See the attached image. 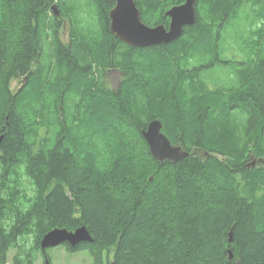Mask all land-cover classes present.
<instances>
[{"label": "trees", "instance_id": "16d2710c", "mask_svg": "<svg viewBox=\"0 0 264 264\" xmlns=\"http://www.w3.org/2000/svg\"><path fill=\"white\" fill-rule=\"evenodd\" d=\"M73 1L0 0L1 262L13 249V264L50 260L46 233L86 226L91 242L65 246L95 264H264V0H196V23L148 48L112 33L116 0ZM136 2L146 24L168 26L185 0ZM249 2L257 45L237 83L212 89L194 59L216 65L218 38ZM155 119L189 156L153 157L142 132Z\"/></svg>", "mask_w": 264, "mask_h": 264}, {"label": "water", "instance_id": "95a60500", "mask_svg": "<svg viewBox=\"0 0 264 264\" xmlns=\"http://www.w3.org/2000/svg\"><path fill=\"white\" fill-rule=\"evenodd\" d=\"M55 8V7H53ZM110 29L114 35L131 46L148 48L172 42L178 38L185 27L192 26L197 20L196 0H185L166 11L169 25L161 23L149 26L142 19V13L136 0H116L110 11ZM147 141L150 152L157 160L166 159L177 162L189 156V152L181 146L172 144L163 132V123L155 119L142 132ZM1 140V137H0ZM232 231L229 241L232 242ZM93 237L86 226L70 231L66 228H55L44 235L41 248L45 252L50 247L69 244L76 246L82 242H91ZM230 259L234 256L229 250ZM46 264H50L47 260Z\"/></svg>", "mask_w": 264, "mask_h": 264}, {"label": "rangeland", "instance_id": "374dc122", "mask_svg": "<svg viewBox=\"0 0 264 264\" xmlns=\"http://www.w3.org/2000/svg\"><path fill=\"white\" fill-rule=\"evenodd\" d=\"M76 1L74 0L73 4L80 6L81 0ZM249 3L250 5H245L236 11L230 24L226 25L227 28L224 29L220 38H218V62L215 65L216 67L211 66L215 56L199 55L194 59L193 65L199 68L200 76L203 79L205 78L208 86L212 89L216 86H230L235 83L238 80V76L234 72V68L238 66L239 68L245 67L246 59H249L246 54H250L251 48L257 45L256 41H250V31L255 33L262 19L259 16L260 11L254 8L252 2ZM53 7H55L53 11L61 16L60 7L56 5H53ZM84 15H87L91 21L94 20V14L84 13ZM62 21L60 36L62 41L68 44L71 41L70 22L68 19H62ZM84 23H88L87 18H85ZM261 26L264 28V24ZM122 77L123 72L116 68L109 69L104 75L107 84L113 88L119 85ZM24 78L19 77L12 82L14 91L21 87L20 81ZM16 252L15 249L9 251L5 263L0 260V264H13L12 259ZM47 252L51 255V261L47 258L50 264H95L94 258L87 249L71 252L67 250L65 245H59L48 248ZM38 255V259L33 264H46L47 260L44 261L45 256L41 253Z\"/></svg>", "mask_w": 264, "mask_h": 264}, {"label": "bare ground", "instance_id": "6f19581e", "mask_svg": "<svg viewBox=\"0 0 264 264\" xmlns=\"http://www.w3.org/2000/svg\"><path fill=\"white\" fill-rule=\"evenodd\" d=\"M58 1H59V0H58ZM220 4H221V2H220ZM220 4H219V7H220V6L222 7V4H221V5H220ZM60 5H61V4H60ZM216 5H217V4H216ZM217 7H218V6H217ZM221 7H220V8H221ZM217 9H218V8H217ZM216 12H218V10H216ZM206 42H207V41H206ZM189 51H190V50H189ZM185 54H186V53H185ZM184 58H185V57H184ZM184 61H186V60H184ZM215 67H216V66H215ZM260 75H261V74H260ZM28 77H29V76H28ZM39 83H40V82H39ZM37 84H38V83H37ZM30 85H31V84H30ZM28 87H29V86H28ZM35 88H38V87H35ZM10 89H11V88H10ZM28 90H29V89H28ZM30 90H31V89H30ZM32 90H33V89H32ZM33 91H34V90H33ZM203 103H204V102H203ZM206 103H207V102H206ZM204 105H206V104H204ZM212 109H213V108H212ZM223 109H224V108H223ZM221 110H222V109H221ZM23 111H24V110H23ZM221 112H222V111H221ZM224 115H225V114H224ZM222 116H223V115H222ZM234 116H235V115H234ZM236 116H237V115H236ZM224 117H225V116H224ZM224 119H226V117H225ZM203 120H204V119H203ZM220 120H222L221 117H220ZM226 121H227V120H226ZM226 121H225V122H226ZM46 122H47V121H46ZM208 122H209V121H208ZM216 122H217V121H216ZM220 122H221V121H220ZM210 123H211V122H210ZM210 123H209V124H210ZM207 124H208V123H207ZM221 124H222V123H221ZM215 125H216V124L214 123V127H215ZM225 125H226V124H225ZM44 126H45V125H44ZM221 126H222V125H221ZM46 127H47V126H46ZM214 127H213V128H214ZM223 127H224V124H223ZM221 128H222V127H221ZM207 129H208V127H207ZM209 129H210V127H209ZM216 129H217V128H216ZM212 130H213V129H212ZM214 130H215V129H214ZM212 132H214V131H212ZM215 132H216V130H215ZM206 133H207V132H206ZM210 133H211V130H210ZM210 133H209V134H210ZM47 134H48V133H47ZM216 135H217V133H216ZM224 135H225V134H223V136H224ZM228 135H229V134H228ZM228 135H227V136H228ZM221 136H222V135H221ZM221 136H220V137H221ZM229 136H230V135H229ZM0 137H2V136H0ZM209 137H210V135H209ZM51 139H53V138H51ZM55 139H56V138H55ZM228 139H229V138H228ZM49 140H50V139H49ZM224 140H225V139H224ZM53 141H54V140H53ZM225 142H226V144H227V141H225ZM211 143H212V142H211ZM172 144H173V143H172ZM173 145H175V144H173ZM212 145H213V144H212ZM175 146H180V145H175ZM217 146H218V145H217ZM181 147H182V146H181ZM182 148H183V147H182ZM219 148H220V147H219ZM188 151H189V150H188ZM213 157H214V156H213ZM1 171H2V170H1ZM0 180H1V179H0ZM23 181H24V180H23ZM142 181H143V180H141V182H142ZM139 183H140V182H139ZM139 183H137V184H139ZM140 185H142V184L140 183ZM243 194H244V192H243ZM85 244H86V243H85ZM181 249H182V248H181ZM181 249H180V250H181ZM180 252H181V251H180ZM183 254H184V253H183Z\"/></svg>", "mask_w": 264, "mask_h": 264}, {"label": "flooded vegetation", "instance_id": "af4514ba", "mask_svg": "<svg viewBox=\"0 0 264 264\" xmlns=\"http://www.w3.org/2000/svg\"><path fill=\"white\" fill-rule=\"evenodd\" d=\"M45 252H46V251H45ZM47 258H48V257H47V256H45V258H44V261H46V260H47Z\"/></svg>", "mask_w": 264, "mask_h": 264}]
</instances>
